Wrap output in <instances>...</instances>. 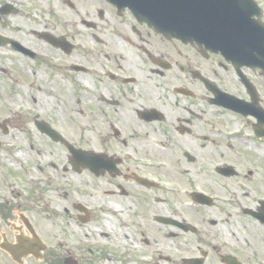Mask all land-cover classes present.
<instances>
[{
  "label": "flooded vegetation",
  "instance_id": "obj_1",
  "mask_svg": "<svg viewBox=\"0 0 264 264\" xmlns=\"http://www.w3.org/2000/svg\"><path fill=\"white\" fill-rule=\"evenodd\" d=\"M93 1H66L87 43L65 31L62 45L49 43L61 53L53 67L71 88L63 105L77 110V137L55 126L52 113L41 121L70 146L33 125L65 149L63 173L88 174L95 193L71 184L54 212L50 146L13 157L17 167L0 170V264H88L78 240L72 251L53 252L67 230L53 232V222L90 220L92 197L134 200L143 218L144 204L176 205L183 227L170 226L191 236L192 264H264V0H208L204 7L220 10L193 5L190 21L178 14L159 26ZM91 137L93 146L84 145ZM70 147L93 151L95 174L74 170Z\"/></svg>",
  "mask_w": 264,
  "mask_h": 264
},
{
  "label": "rangeland",
  "instance_id": "obj_2",
  "mask_svg": "<svg viewBox=\"0 0 264 264\" xmlns=\"http://www.w3.org/2000/svg\"><path fill=\"white\" fill-rule=\"evenodd\" d=\"M66 1L0 0V7L8 3L17 9L16 13L0 14V35L37 53V59L32 60L12 50L8 44L0 46V170H14L21 161H14L19 155L33 157L37 149L43 150L50 146V159L57 167L54 166L49 172L53 184L47 197L53 203L54 212L61 211L56 203L63 204L59 198L64 196L65 191L71 194V184H83L87 191L95 193L88 174L78 177L68 171L63 173L62 166H67L65 149L45 139L33 125L35 119L51 121L47 117L52 113L55 126L57 124L71 139L77 137V110L63 105L71 88L66 86L67 79L63 72L53 67L61 62V53L38 37L39 33L60 37L65 31L75 34L77 44L88 42L89 35L81 29L78 16ZM70 1L74 6H79L80 0ZM82 4L95 3L93 0H82ZM84 141V145L89 147L94 144L92 137ZM29 147H33V150ZM19 148L23 153L17 151ZM42 164L45 165V162ZM33 170L32 173L40 176L38 170ZM86 202L92 212L89 222L75 223L71 218L65 221L60 217L54 220L53 232L60 231L61 227L67 229L66 236L60 231L63 239L59 235L58 240L52 241V250L57 255H63L68 249L72 251L75 240H78L80 253L88 264H185L184 260L198 254L190 244L189 234L157 223L154 219L161 215L181 219L173 214L176 210L174 204H144L143 218L134 200L115 203L92 197ZM108 205L121 209L114 212ZM105 220L114 227L104 224ZM122 220L124 226L120 222ZM100 230L109 231V236H99ZM120 232L127 236L125 241L115 240ZM101 239H105L106 243Z\"/></svg>",
  "mask_w": 264,
  "mask_h": 264
},
{
  "label": "water",
  "instance_id": "obj_3",
  "mask_svg": "<svg viewBox=\"0 0 264 264\" xmlns=\"http://www.w3.org/2000/svg\"><path fill=\"white\" fill-rule=\"evenodd\" d=\"M108 2L112 3L113 5L117 6L119 9L128 8L131 12L135 15V17L139 21H146L148 23H154L155 25L159 26L158 22L161 21H175L177 20L176 15L180 14L183 17H180L181 21L188 20L190 21L192 18L187 16L192 15V6L196 5L197 13L202 11L203 13H208L210 11H219L220 9H210L209 7H204V5H209L208 0H107ZM203 6V8H202ZM217 6V3L214 7ZM203 9V10H202ZM14 12V8L10 5H4V7L0 10L2 13L6 12ZM233 14L237 12V9L230 10ZM186 15V16H184ZM176 18V19H175ZM172 28V27H171ZM173 29V28H172ZM43 37L53 44H60L61 41L58 39L53 38L48 34H44ZM7 40L6 38L0 36V44L5 43ZM15 49H18L19 46L14 44ZM39 127L42 131L47 132L53 139L55 140H62V138L53 130L48 128L47 125L41 123ZM72 151L73 149L70 148ZM73 155L76 158H79L81 165L87 166L89 169L95 170V162H94V155L92 153L83 152V151H73ZM157 221L164 222V223H175L173 220L169 218L159 217ZM68 264H72L68 261Z\"/></svg>",
  "mask_w": 264,
  "mask_h": 264
},
{
  "label": "bare ground",
  "instance_id": "obj_4",
  "mask_svg": "<svg viewBox=\"0 0 264 264\" xmlns=\"http://www.w3.org/2000/svg\"><path fill=\"white\" fill-rule=\"evenodd\" d=\"M108 208L109 209H111L112 211H114V212H117V211H119L120 210V208H118V206H114V205H108ZM116 219V218H115ZM118 222H119V220H118ZM121 223H122V225L124 226V223H123V220L122 221H120ZM104 224H106V225H109V226H113L114 227V225L111 223V222H106V220L104 221ZM109 232V231H108ZM108 232H104V231H99V236H109L108 235ZM115 237V236H114ZM127 238V236L126 235H123L121 232L118 234V236L117 237H115V240L117 239V240H122V241H125V239ZM101 241L103 242V243H106V240L105 239H101ZM106 264V263H105Z\"/></svg>",
  "mask_w": 264,
  "mask_h": 264
}]
</instances>
